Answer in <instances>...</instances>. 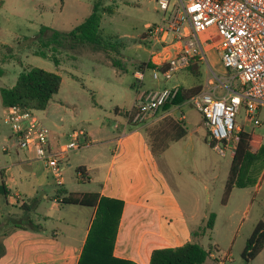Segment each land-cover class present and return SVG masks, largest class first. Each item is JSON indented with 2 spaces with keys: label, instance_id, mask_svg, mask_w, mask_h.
<instances>
[{
  "label": "rangeland",
  "instance_id": "rangeland-1",
  "mask_svg": "<svg viewBox=\"0 0 264 264\" xmlns=\"http://www.w3.org/2000/svg\"><path fill=\"white\" fill-rule=\"evenodd\" d=\"M97 1L101 3L98 11L101 14L103 40L109 46L120 45L118 58L121 69L111 64L105 52L93 50L89 45L61 50L58 54L59 65L49 58L33 54L34 45L30 39L41 26L70 31L89 15ZM107 6L113 12L101 11V7ZM160 17L155 0H0V88L11 87L24 67H39L58 73L61 76L58 92L44 110L32 111L46 127H49L50 120L55 121L65 132L61 135V142L67 143L69 134L77 133L79 129L90 131L95 137H99L102 130L118 134L119 129L113 124H122V111L131 109L136 91V87L132 86L137 81L134 76L136 70L143 72L138 89L147 93L176 84L187 94L205 90L226 94L227 87L222 84L230 88L239 86L234 72L222 65L219 52L209 48L207 43L203 44V48H207L205 51L197 44L195 50L188 48L184 40H180L175 42L182 47L180 51L173 43L167 49L150 52V39L146 37V32ZM193 41L196 42L195 38ZM179 52L199 56L191 64L198 66L200 74L193 75L189 71V60L170 79L166 80L161 74L153 79L154 60L159 62L160 69L165 68L168 62L177 58ZM1 105L0 95V108ZM115 108L122 114H114ZM177 111L186 115L187 132L181 139L170 142L157 160L194 231H200L210 214H214L213 228L195 240L215 255L218 264L228 253L232 260L225 261V264H264V248L250 262L241 256L246 239L256 224L260 221L264 223V107L257 112L261 121L259 126L247 124L243 108L236 115L235 124L253 132L261 139V144L255 155L245 156L228 195L225 194V182L233 154L227 152L221 156L213 150L202 115L189 100L185 99ZM147 124L149 133L154 126H162L166 121L153 120ZM0 129L5 134L11 130L1 114ZM98 152L101 161H106L111 155V149L104 144H92L67 153L70 166L62 170L65 188L70 191H85L93 186L99 188L98 184L81 181L77 175L78 165L90 163L91 157ZM3 156L0 150V157ZM37 170L44 172L40 166ZM57 189L59 187L53 180L47 191L51 194ZM38 204L49 208L51 200L43 199ZM10 209H13V213L18 212V218L22 221L28 216L34 218L31 213L27 215L21 212L20 206L12 204ZM3 216L7 217L6 212ZM45 226L50 230L52 221H45ZM204 264L216 262L209 255Z\"/></svg>",
  "mask_w": 264,
  "mask_h": 264
},
{
  "label": "crops",
  "instance_id": "crops-1",
  "mask_svg": "<svg viewBox=\"0 0 264 264\" xmlns=\"http://www.w3.org/2000/svg\"><path fill=\"white\" fill-rule=\"evenodd\" d=\"M173 45L182 50L176 43ZM139 74L143 78L141 70L134 72L137 79L133 83L135 95L144 91L138 89L141 85ZM181 104L159 108L144 123L128 122L126 115L115 108L114 114H122L124 118L122 124H113L119 129L117 135L102 130L100 136L95 137L90 131L79 129L84 131L88 145L104 144L111 149V155L106 161H101L98 152L91 157L90 163L83 162L77 167V171L83 173L81 181L98 184L99 188L93 186L85 191H70L65 188L64 180L58 187L66 190V194L98 193L99 201L94 206L62 203L58 189L49 194L47 189L54 180L51 173L32 151L17 145L11 130L5 134L0 129V150L4 153L0 157V183L6 189V195H0V264H78L85 244L96 241L99 230L104 226L95 220L101 198L122 202L116 231L112 228L114 225L110 229V238H114L112 255L115 257L135 264H149L153 249L196 241L192 234L194 228L159 168L158 158L152 153L144 131L147 123L167 117L179 120L187 128L186 115L177 111ZM5 108L1 105L2 116ZM50 121V140L53 146H60L64 144L61 135L65 132L55 121ZM241 131L253 133L244 128ZM39 166L44 172L37 170ZM66 166H70L68 158L62 163V170ZM43 199L51 200V207H40L38 201ZM12 204L20 206L21 212L27 215L33 214L34 218L28 216L22 221L18 212L13 213L10 209ZM5 212L6 218L3 216ZM28 219L33 223L29 224ZM45 221H52L50 230L46 229ZM209 255L218 264L215 255L211 252Z\"/></svg>",
  "mask_w": 264,
  "mask_h": 264
},
{
  "label": "built area",
  "instance_id": "built-area-1",
  "mask_svg": "<svg viewBox=\"0 0 264 264\" xmlns=\"http://www.w3.org/2000/svg\"><path fill=\"white\" fill-rule=\"evenodd\" d=\"M161 12L159 21L150 25L146 37L150 39L151 52L167 49L184 40L188 48L202 51L203 44L219 52L222 65L234 72L239 81L237 88L227 87L226 94L216 96L214 90H205L189 101L202 115L210 145L219 155L234 154L238 133L235 124L239 110H245L249 124L259 126L258 109L264 107V0H156ZM195 38L196 42L193 41ZM204 55V54H203ZM156 58V56H155ZM191 55L179 52L177 58L165 68L155 62L153 79L161 74L166 80L185 66ZM161 65V64H160ZM142 79V74L137 76ZM179 86L164 87L156 91L136 93L130 110H124L128 122L141 121L153 116L166 102L174 99ZM3 121L10 126L17 145L33 152L43 163L57 185L62 184V163L67 153L88 145L84 131L73 133L70 140L53 146L50 129L40 122L32 109L19 106L5 108ZM77 175L82 177L81 170ZM225 254L220 264L231 262Z\"/></svg>",
  "mask_w": 264,
  "mask_h": 264
},
{
  "label": "trees",
  "instance_id": "trees-1",
  "mask_svg": "<svg viewBox=\"0 0 264 264\" xmlns=\"http://www.w3.org/2000/svg\"><path fill=\"white\" fill-rule=\"evenodd\" d=\"M101 3L97 1L94 4L89 15L70 31L62 32L51 29L47 26H41L37 34L31 38L34 45L33 54L43 58L53 60L56 65L60 64L58 54L61 50L72 49L76 46L89 45L93 50L105 52L110 59L111 64L121 69L119 60L120 45L109 46L103 40L100 28L101 14L98 11ZM102 12H113L109 6L101 7ZM199 56L193 55L190 58L189 71L193 75H199L198 66L191 64ZM2 69L0 67V75ZM61 84V76L58 73L47 71L39 67H24L17 75L15 83L11 87H1V103L4 107L19 106L32 110H44L49 100L58 92ZM132 86H135L132 84ZM198 94V93H196ZM196 94H187L183 88L174 99L163 104L162 109H167L173 105H179L189 100ZM166 124H158L147 132L148 143L152 153L160 155L168 147L170 142L181 139L186 134V128L182 122L177 119L167 117L163 119ZM162 120V121H163ZM208 134V132H207ZM261 139L253 133L240 131L235 145V152L232 156L228 176L225 182V194L228 195L238 176L240 166L247 154L255 155L260 148ZM59 186V185H58ZM62 195L61 202L66 204H80L94 206L97 204L99 194L96 192L83 193L80 195L67 193L66 190L58 189ZM0 195H6V189L3 183H0ZM122 202L109 198H101L95 215L96 222L104 226L99 230L96 241L87 242L81 254L78 264H135L130 260L121 259L112 255L114 238L111 237L110 229L116 231V222L120 216ZM29 224L33 223L30 219ZM214 214H210L207 222L200 231H193L194 237L199 238L207 231L213 228ZM264 248V223L258 222L252 233L246 239L245 246L241 252L242 258L246 262L254 259ZM210 254L197 241H188L180 246L164 247L153 249L150 255L149 264H204Z\"/></svg>",
  "mask_w": 264,
  "mask_h": 264
}]
</instances>
